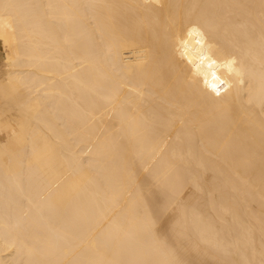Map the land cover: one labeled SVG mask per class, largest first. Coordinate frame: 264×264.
<instances>
[{
  "label": "bare ground",
  "instance_id": "6f19581e",
  "mask_svg": "<svg viewBox=\"0 0 264 264\" xmlns=\"http://www.w3.org/2000/svg\"><path fill=\"white\" fill-rule=\"evenodd\" d=\"M0 45V264H264V0H0Z\"/></svg>",
  "mask_w": 264,
  "mask_h": 264
},
{
  "label": "rangeland",
  "instance_id": "374dc122",
  "mask_svg": "<svg viewBox=\"0 0 264 264\" xmlns=\"http://www.w3.org/2000/svg\"><path fill=\"white\" fill-rule=\"evenodd\" d=\"M0 66L2 67L3 66V57H4V53H3V50H2V48H1V45H0ZM2 52V53H1ZM3 55V57H1Z\"/></svg>",
  "mask_w": 264,
  "mask_h": 264
}]
</instances>
